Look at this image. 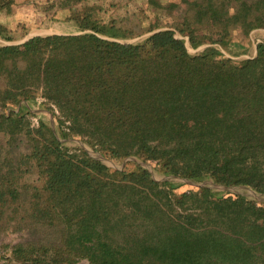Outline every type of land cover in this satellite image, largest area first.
I'll return each mask as SVG.
<instances>
[{"label":"trees","instance_id":"trees-1","mask_svg":"<svg viewBox=\"0 0 264 264\" xmlns=\"http://www.w3.org/2000/svg\"><path fill=\"white\" fill-rule=\"evenodd\" d=\"M110 5L0 0V264H264V200L145 166L264 193V0Z\"/></svg>","mask_w":264,"mask_h":264},{"label":"rangeland","instance_id":"rangeland-1","mask_svg":"<svg viewBox=\"0 0 264 264\" xmlns=\"http://www.w3.org/2000/svg\"><path fill=\"white\" fill-rule=\"evenodd\" d=\"M114 0H101V2L105 5L106 11L105 13H111L113 7L110 5L111 2ZM118 3L121 2L123 3L124 0H117ZM123 11V9H120V12ZM71 31V27L68 26L67 24H55L54 26L50 27V28H35L32 29L29 33L28 36H34V35H43V34H53V33H68ZM264 40V29H256L253 30L251 33V41H252V51H255L256 48V43L259 41H263ZM190 51H194V49H192L190 47ZM247 56V55H245ZM35 118V117H34ZM70 145H81L83 147H85L86 149H89L90 153L92 155H96L97 156V152H94L93 150H90V148L87 146L86 143H84L81 140H78L76 138L70 139L69 140ZM122 166V165H120ZM146 167H148L154 177L158 178V179H162L165 177L164 174L159 173L158 171H156L154 169L153 166L149 165V164H145ZM173 180H177V181H183L181 179H173ZM185 182V181H184ZM192 183V182H191ZM203 184H207V186L209 185V187H211L212 189H214L217 192H224V191H229L232 193H240V194H244L250 198L253 199H259V198H264V194L261 193H257V191H255L253 188L249 187V186H229V187H224L222 185H215L212 182L209 181H203L201 182ZM261 200V199H259ZM23 234L21 232H10L8 233L6 236L2 237L0 239V246L2 245V243H15L19 240H21L23 238ZM1 251V248H0ZM7 264V263H5Z\"/></svg>","mask_w":264,"mask_h":264},{"label":"water","instance_id":"water-1","mask_svg":"<svg viewBox=\"0 0 264 264\" xmlns=\"http://www.w3.org/2000/svg\"><path fill=\"white\" fill-rule=\"evenodd\" d=\"M30 37H32V35L31 36H28V37H26L25 39H23L22 41H24V40H26V39H28V38H30ZM20 42V41H19ZM88 146V145H87ZM89 147V146H88ZM90 148V147H89ZM88 151H89V149H87ZM90 150H92L91 148H90ZM90 152V151H89ZM94 156H96V155H94ZM97 157H99V158H101L103 161H105L106 163H108V164H110V165H114L113 163H111L109 160H106L103 156H101L99 153L97 154ZM124 165V163H122V166ZM154 176V175H153ZM162 179H181V180H183V181H187V182H192V183H194V184H199V185H202L203 183H201V182H197V181H194V180H189V179H183V178H178V177H174V176H165L164 178H162ZM213 184H215V183H213ZM203 185H207V184H203ZM215 185H219V184H215ZM209 186V185H208ZM222 186H224V187H229V186H225V185H222ZM256 191V190H255ZM257 193H261V192H258L257 191ZM261 194H264V193H261ZM259 199H261V200H264V198H259Z\"/></svg>","mask_w":264,"mask_h":264},{"label":"built area","instance_id":"built-area-1","mask_svg":"<svg viewBox=\"0 0 264 264\" xmlns=\"http://www.w3.org/2000/svg\"><path fill=\"white\" fill-rule=\"evenodd\" d=\"M33 122H34V123H37V122H38L37 117L33 118Z\"/></svg>","mask_w":264,"mask_h":264}]
</instances>
